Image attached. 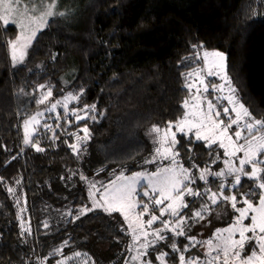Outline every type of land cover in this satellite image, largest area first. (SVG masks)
I'll list each match as a JSON object with an SVG mask.
<instances>
[{"label": "trees", "instance_id": "16d2710c", "mask_svg": "<svg viewBox=\"0 0 264 264\" xmlns=\"http://www.w3.org/2000/svg\"><path fill=\"white\" fill-rule=\"evenodd\" d=\"M79 1L74 17L49 20L27 60L15 68L6 46L15 28L9 25L6 34L0 28V177L7 181L0 184V264L56 258L64 242L69 247L63 255L74 247L84 253L101 249L103 259H111L98 264L116 263L112 257L122 255L128 242L121 230L124 222L115 213L80 214L85 190L77 183V170L85 177L93 169L135 170L150 154L149 127L162 128L183 114L184 76L199 65L198 52L227 55V72L239 99L264 120V0ZM63 79L69 86L80 85L82 104L96 105L97 120L86 123L91 138L80 146L86 151L73 153L74 125L65 127L64 115L58 121L51 114L46 119L51 130L39 133L48 155L35 154L31 146L24 147L21 130L23 117L41 97L32 92L44 84L59 96L69 90L63 89ZM177 138L186 143L181 135ZM197 143L196 163L204 167L212 157L202 141ZM177 147L188 167L187 149ZM7 187H16L18 194L8 193ZM67 188L74 189L70 199L60 196L69 194ZM245 190L247 186L241 188ZM67 200H72L69 210ZM25 224L30 233L22 229Z\"/></svg>", "mask_w": 264, "mask_h": 264}, {"label": "snow or ice", "instance_id": "6c2138e0", "mask_svg": "<svg viewBox=\"0 0 264 264\" xmlns=\"http://www.w3.org/2000/svg\"><path fill=\"white\" fill-rule=\"evenodd\" d=\"M56 6L57 0H0V9H2L0 28L5 34L9 24L20 29L17 37L6 42L13 68L18 64H24L27 48L35 39L37 32L48 25L49 18L67 15L64 11L56 10ZM196 47L193 45V48ZM198 47L203 49L204 46L201 44ZM210 58L218 71L213 72L209 69L208 75H216L223 81L218 86L213 84L212 88L214 91H222L227 86L230 92L227 99L233 107L224 106L220 109L212 100H208L206 112L200 104H196L197 111L185 112L177 121H169L163 134L159 127L153 126L152 132L155 133L153 144L157 145L154 148L155 154L146 158L143 164H155L159 157L161 160H169L170 166L158 167L151 172L145 169L130 176H125L121 172L115 180L104 185V191L100 193L99 198H96L95 192H91L89 198L92 199V206H85L80 210L81 214L95 209H102L109 215L120 213L127 222V229L122 227L121 230L127 234L128 229H131L133 240L139 245L136 248V255L132 257L133 260L139 261V264H237V262L264 264V120L256 119L242 103L238 104L242 111H237L238 101L235 99L237 89L227 72V55L218 50L211 52L204 50L205 64L209 63ZM200 83L203 84V80ZM186 87L191 90L192 85ZM45 88H47L46 94L41 95L36 103L44 104L45 100L52 96L50 85L41 84L38 90ZM204 91H208L207 86ZM82 93L83 89H81ZM78 99L76 94L69 93L63 101L57 99L52 102L47 111L54 112L58 121L62 115L75 116L77 123L82 119L97 120L96 116L76 114L79 111L95 112V104L85 105L82 109L68 110V102ZM188 103V100H185L183 107L187 108ZM58 105L63 107L64 113L56 111ZM222 114L223 118H221ZM41 115L44 113L38 112L24 121L23 144L31 146L36 152H44L45 148L40 146L36 134L30 138L27 129L28 125ZM242 118L245 119L241 126ZM68 122L71 123V120L69 119ZM51 127L44 125L46 131H50ZM173 127L182 138L186 139L185 144H181V139H178L176 132L172 131ZM80 131L83 133L82 137L76 133L74 135H77L78 141L87 143L91 138L88 126L84 125ZM53 138H56V133H53ZM201 141H203L202 146L209 149L207 154L212 157L204 167L196 163L194 156V147ZM178 145L187 149L188 167L180 162L182 158ZM213 145L223 149V153L218 152ZM69 147L77 154L86 151L76 144H69ZM239 153L243 155L240 156ZM222 156L227 157L223 160L224 167L213 171L211 165L220 161ZM16 158L14 155L11 160ZM11 160L8 162L10 163ZM209 176L215 182V190L208 179ZM80 179L86 180L87 177L81 175ZM198 181H202L203 186H198ZM15 183L18 185L21 181L16 179ZM0 184H7L5 178L0 177ZM90 185L91 188L99 191L95 182H90ZM243 186H247L248 190L241 191ZM6 190L15 195V188L7 187ZM20 199L16 196L15 202L19 204ZM197 199L199 208L190 210L191 215L185 213L184 209H189L190 204L196 203ZM226 205L237 214L233 217L235 223L230 227L216 229L213 237L203 242L198 241L195 235L188 234L195 223L205 219L206 214ZM144 216L148 219H142ZM76 218H79V214ZM246 220L249 223L245 224ZM154 225L156 226L153 227ZM44 226L48 227L46 223ZM23 230L30 233V229ZM179 237H184L187 241L182 247L178 242ZM162 243L165 247H161ZM198 244L202 247L206 246L207 251L204 256L186 257L185 254ZM75 255L81 254L77 252Z\"/></svg>", "mask_w": 264, "mask_h": 264}, {"label": "rangeland", "instance_id": "374dc122", "mask_svg": "<svg viewBox=\"0 0 264 264\" xmlns=\"http://www.w3.org/2000/svg\"><path fill=\"white\" fill-rule=\"evenodd\" d=\"M79 6H80L79 0H57L56 10L66 12L67 15L65 17L70 18V17L75 16L72 14L78 10ZM0 11H2V9H0ZM65 17H62V18H65ZM56 18H61V17H58V16L52 17V18H49V20L50 19H56ZM9 25L14 26V28H15L14 38L17 37L19 35L20 29L17 28L13 24H9ZM45 28L46 27H44L42 30L38 31L37 35L39 36L40 33H42ZM37 35H36V37H37ZM36 37L31 42V45L27 48V55L25 57V61L27 60V57L32 50V47L36 41ZM8 51H9V55H10V50L8 49ZM203 52L202 53L198 52L199 58H197V56H196V59L199 62H196V61L195 62L198 63L199 65L194 66L193 68L187 70L186 74L184 76V78H185L184 87L187 89L186 100H188L189 103H188V107L184 108L183 114L185 112L192 113V112L197 111V109L195 107L196 104H200L201 107L203 108V110L206 112L208 100H212L213 103L220 109H222L224 106H228L229 108L233 107V104H229L228 99H227V97L230 95V92H229L227 86L222 91H214L213 90V88H212L213 84L218 86V85L222 84L223 81L216 75H211V76L208 75L209 69H211L213 72L218 71V69L211 63V58L209 60V63L205 64L204 59H203ZM209 52H211V51H209ZM38 63H40V62H38ZM38 63H37L35 68L40 69V67L42 65L38 64ZM18 65H20V64H18ZM190 73H191V75H189ZM201 80H203V84L200 83ZM60 83L64 86V88H63L64 90L67 88V86H69L68 85L69 81L64 80V79H63V81L61 80ZM189 84L192 85L191 90H189V88L186 87V85H189ZM205 86L208 87L207 92L204 91ZM38 88H39V86L36 88V91L32 92L33 95H37V96L40 95L41 96V95L46 94L47 89L45 91H42V90H38ZM197 89H199V93H197ZM80 90H81L80 85L78 83H76V84L74 83V84H72V86H69L68 92L61 91V94L59 96L56 93L55 94L52 93V96L49 97L47 100H45L44 104L36 103L37 107L33 108V110H28L25 117H23V119H22L21 130H22L23 137L25 135L24 121L30 119L32 116H35L38 112H43L44 115L37 116L36 121H33L32 123H30L28 125V129H27L30 138L32 137L33 134L38 133V137H36V138L39 140V133L41 132V129H44V125L45 124L51 125L50 120H46V119H50L49 116L51 114H55L54 112H51V113L48 112L47 113L46 111H47L48 107L50 106V104L52 102H55L57 99H60L61 101H63V98L65 96H67L69 93L76 94L79 97V99H78V101L77 100L69 101L68 102V110L71 111L72 109H82L85 106V104H82L80 102V97H81V91ZM235 99L238 101V103L236 104L237 111H242L238 106V104L242 103V102L239 99L237 92L235 94ZM56 111L63 113V111H65V110L63 109V107L58 105ZM76 114L79 116L87 115L88 117L96 116L94 114V112H91V111H89L87 113H85L83 111H79ZM183 114L181 115V117L183 116ZM233 116H235V113H233ZM72 117L73 118L70 119L71 123L66 122L67 125H65V127H72L74 125L73 130L77 131V134L80 135V137H82L83 134H81L80 129L84 125H86L87 122H89V121L93 122L94 120H92L91 118L82 119L79 121V123H77L75 120V116H72ZM221 118H223V114L221 115ZM189 119H191V116H189ZM244 119L245 118L241 119V126L243 125ZM64 120H69V118L64 116ZM167 125L160 128L161 134H163V130H165L167 128ZM149 128H150L149 131H147L145 133V135H146L147 142L150 145V154L146 158H150L152 155L155 154L154 148L157 146V145L153 144V136L155 135V133L152 132L153 126H151ZM172 131L176 132L175 127H173ZM42 132H44V131H42ZM176 135L178 136L181 134L179 132H176ZM189 135H191V134H189ZM22 143H23V140H22ZM39 143H41V140H39ZM82 143H83L82 141H78L77 136H76L74 144H76L80 148ZM71 144H73V143H71ZM198 144L199 143H197L195 146L197 147ZM24 147L28 148L29 146L24 145ZM22 149L26 151V149H24V148H22ZM71 150L73 151V149H71ZM217 151L220 152L221 154L223 153V149L218 148ZM34 153L35 154H41V152H34ZM43 153L45 155H48L47 150H45ZM73 153H75V152H73ZM238 155L242 156L243 153H239ZM225 159H227V157L222 156V159L220 161H216L214 164H212L211 165L212 170L215 171V170H218L219 168H223L224 167L223 160H225ZM180 162L183 163L182 161H180ZM93 163H94V161H93ZM82 165L86 166L85 163ZM116 165H122V164H116ZM136 166L137 167L135 168V170H133L129 173H125L124 175L130 176L131 174H133L135 172L145 170V169L147 171L151 172V171H154L158 167L162 168V167L170 166V161L169 160H161L158 157L157 162L155 164L145 165V164H143V162H141L140 164H138ZM80 171H79V169L77 170V183L79 186H81L85 190V192H84L85 196H84L83 200L80 202V204H82L80 206L81 207L80 209H82L85 206L91 207L92 206V199L89 198L90 193L95 192L96 198H99L100 193L104 191V185H107L110 181L115 180L116 176L118 174H120V173H117L116 171H113V170H107L106 172L105 171L100 172L96 169H93V173H92V175H89V177H87L88 179L81 180L80 176L84 175V174H83L82 170H80ZM194 172H196V170H194ZM196 174H198V172H196ZM59 177H60V175H59ZM208 179L210 182H212L213 190H215V182H213V178L211 176H209ZM90 182H95L96 188L99 189V191H96V189L91 188ZM197 185L203 186V182L198 181ZM74 186H76L75 182H74ZM15 190H16V187H15ZM245 191H247V190H245ZM67 192H69L68 195L65 193H61L60 196L64 199H70L72 194H74V189L71 188L70 190H68V188H67ZM15 194H18L17 190H16ZM186 199H193V198L186 197ZM71 201L72 200H67V202H68L67 210H69V208H70ZM238 206H240V205H238ZM213 207H216V206H213ZM197 208H199V200L198 199H197L196 203L190 204L189 209H184V212L191 215L190 210L197 209ZM91 212H102V213H104L102 211V209H95L94 211H91ZM87 213H89V212H87ZM115 214H119L121 216V218L124 222L125 229H127V222L124 221L123 216L118 212H115ZM234 215H237V214L234 213L233 210L231 209V207L228 205H226L224 207H217L216 211H213L210 214H206L204 220H201L198 223H195L191 227V230L188 232V234L189 235H195L197 237L198 241H201V242L207 241L208 239L213 237V234L215 233L216 229L228 228L233 223H235V221L233 220ZM165 218H167V217H165ZM142 219L146 220V219H148V217L144 216V217H142ZM157 223H159V222H157ZM244 223L247 224V223H249V221L246 220V221H244ZM155 226L156 225H154L153 227H155ZM23 228H28L27 224L23 225ZM127 235H128V242L126 243V245L122 251V255H120L116 258L112 257V260L116 261V263L114 261L111 262L112 264H139V261H135L132 259V257L136 255V248L139 245L133 240L131 229H128ZM168 235H171V234L168 233ZM225 235H227V234L225 233ZM249 235H250V233H249ZM28 237H30V236H28ZM237 238H238V235H237ZM178 242L180 245L182 244V242H183V244L187 243V241L184 239V237H179ZM183 244L181 245V247L183 246ZM67 246H68L67 243L64 242L63 245H61L59 247V249H57L60 251L58 252L56 250V254L58 255L56 258H50V259L46 258V259H42V260H38L36 258L34 260L33 258H31L28 260V264H92V262H93V264H98V262H101L102 260L107 261V260L111 259V258L103 259L104 256L101 255V253H102L101 249L92 250L91 252L86 251L84 253L82 251L81 247H79V248L74 247L73 249L71 248L70 251L67 252L68 253L67 255H63L62 253H64V249ZM161 247H165V245L162 243ZM103 248H105V247H103ZM205 251H207L206 246L202 247L200 244H198L195 248H192L191 251L189 253H186L185 255H186V257L189 255L203 257ZM77 252H79L81 255L76 256L75 253H77ZM237 264H238V262H237Z\"/></svg>", "mask_w": 264, "mask_h": 264}, {"label": "clouds", "instance_id": "9594fccd", "mask_svg": "<svg viewBox=\"0 0 264 264\" xmlns=\"http://www.w3.org/2000/svg\"><path fill=\"white\" fill-rule=\"evenodd\" d=\"M111 262H113V261H109V262H107L106 264H112Z\"/></svg>", "mask_w": 264, "mask_h": 264}, {"label": "flooded vegetation", "instance_id": "af4514ba", "mask_svg": "<svg viewBox=\"0 0 264 264\" xmlns=\"http://www.w3.org/2000/svg\"><path fill=\"white\" fill-rule=\"evenodd\" d=\"M56 252V251H55ZM62 256V255H61Z\"/></svg>", "mask_w": 264, "mask_h": 264}]
</instances>
